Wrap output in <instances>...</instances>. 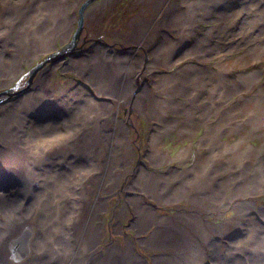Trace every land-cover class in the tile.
<instances>
[{
    "label": "bare ground",
    "instance_id": "bare-ground-1",
    "mask_svg": "<svg viewBox=\"0 0 264 264\" xmlns=\"http://www.w3.org/2000/svg\"><path fill=\"white\" fill-rule=\"evenodd\" d=\"M144 1L151 14L133 17V28L123 40L132 38L134 44L143 45L139 47L142 53L136 56L125 48H101L89 38L88 49L70 54L62 63L58 59L50 62L22 95L0 103V264H205L201 258L219 264H264V203L254 204L255 196L264 194V133L258 135L262 144L246 146L251 162L227 164L228 175L220 180L211 177L222 168L207 163L181 169L163 165L162 172L148 170L141 163L133 177H123L134 150L126 137L127 129L136 122L132 111L143 112L146 104L152 116L163 119L167 107L157 94L166 95L169 90L161 82L150 89L143 81H135L143 65L135 66L131 59H145L151 68L155 61L177 51L163 35L151 43L143 38L142 29L154 34L162 31L159 24H168L167 13H160L166 0ZM31 3L33 0H25L22 7L13 9V20L0 16L4 28L0 33V51H4L0 52V86L21 73L23 59L30 63L37 51L42 56L56 49L57 36L66 40L67 11H74L76 4L54 0L55 5L45 9L48 0H36L29 6ZM85 26L82 22L72 47L83 40ZM23 31L27 35L22 34L21 39ZM6 42L13 44V52L7 50ZM260 52H264V41L251 47V53ZM61 64L82 82L63 86L61 95L53 98L51 75ZM33 69L30 76L37 72ZM114 102L115 106H128L127 118L118 117L112 109ZM54 115L60 117L59 126L49 119ZM28 117L36 120V126L23 130ZM249 124L250 129L238 141L222 146L232 151L242 138L253 136L256 126ZM180 129V137H186L181 125ZM151 136L154 148L158 137ZM188 149L182 147L175 158L182 161ZM154 150L153 157L149 156L154 165L170 159ZM124 188L132 192L125 195L124 203L134 214L129 228L135 231V242L127 236L129 229L122 231V207L117 206L111 211L113 238L123 234V244L111 240L101 250L108 231L104 211L110 196H122ZM230 202H234V216L219 220L218 213ZM101 210L103 222L99 225ZM243 216L247 219L241 222ZM222 234L227 236L223 245ZM148 250L155 251L150 263L143 255Z\"/></svg>",
    "mask_w": 264,
    "mask_h": 264
},
{
    "label": "rangeland",
    "instance_id": "rangeland-1",
    "mask_svg": "<svg viewBox=\"0 0 264 264\" xmlns=\"http://www.w3.org/2000/svg\"><path fill=\"white\" fill-rule=\"evenodd\" d=\"M35 1L33 0V3ZM86 1L71 0L76 4V7L74 11L72 8L67 11L69 31L66 33V40L58 39L57 36L53 44V47L57 46L56 49L48 50L42 56H38L37 51L36 59H32L30 63L23 59L19 63L21 73L11 83L0 86V103L13 100L16 95H22L26 89L33 85L39 71L51 65L50 62H55L58 59L62 63L63 60L68 59L70 54L88 49L87 39L89 38L93 37L92 42L100 45L101 48L113 50L125 48L134 51L136 56V53H142V48L139 47L144 48L143 45L134 44L132 38L131 40L126 39L127 41L123 40L127 38L128 32L133 28V23H131L133 17H146L151 14L150 6H146L144 0ZM24 2L25 0H0L1 18L5 21L13 20L12 16L15 12L13 9L16 10L17 6L22 7L21 4ZM85 2L81 14L83 24L87 23L85 35L81 42L75 44V47L73 44L72 47L79 17L78 10ZM54 5V0H48L45 9ZM178 5H181L182 8L180 9ZM164 12L167 13L168 24L166 26L159 24L157 27L162 31L153 34L148 29H142L141 32L145 34L143 38L147 43H151L152 39L160 40L163 35L162 38L165 37L166 42H169L177 51L169 53L164 60L155 61L151 68L146 65L145 59L133 57L131 60L135 66L136 64L143 65L142 69H139L135 81L148 84L150 89H155L154 85H157V82L169 87V90H166V95L163 92L157 94L159 100H165L167 110L163 119L152 116L146 104L143 112L132 111L136 122L129 126L126 137L133 143L134 150L129 167L123 177H133L136 166L141 163L146 165L148 170L161 172L164 171L165 166L181 169L195 163H207L222 168L211 177L220 180L228 175L224 170V166L227 167V164L232 163L233 166H236L251 162L250 156L246 153V146L249 143L252 145L263 143L258 135L264 133L262 125L264 119V52L251 53V47L264 41V0H166L160 7V13ZM3 29V26L0 25V33H3ZM20 33L21 39L22 34L27 35L24 31ZM45 34H49L48 31ZM120 42L122 45L118 44ZM6 43L7 50L13 52L15 50L13 44ZM68 46L72 49L59 55ZM262 46H260L261 49ZM0 52L4 53L3 50ZM56 53L58 56L54 60H45ZM41 62L44 63L36 69L37 72L34 71L35 75L30 76L29 71ZM155 66L157 67L155 68ZM140 70L145 75H141ZM199 75L200 78H193ZM73 81L81 83L82 78L65 71L62 64L58 66L51 75L52 97L61 95L62 87L68 86ZM93 95L97 99L100 98V95L95 93ZM104 98L110 99L106 96ZM127 107L115 106L114 102L112 109L117 110L119 118L125 119L129 115ZM156 110L161 112L159 109ZM30 118L28 117V120L24 122L23 130L36 126V120ZM49 119L54 120L56 125H60L58 115ZM179 122L182 123L179 124ZM250 122L256 126L253 136L242 138V142L236 144L232 151L222 146L223 142H227L229 145L238 141L240 136L245 135L250 129ZM180 125L186 137H180ZM150 135L158 137L156 143L153 144L154 148L151 145L152 136L150 137ZM219 141L221 142L219 143ZM218 144H220V148H216ZM182 147H189V149L187 156L179 161L175 157ZM155 148L158 153L164 154L170 159H167L164 164L161 162V165H154L150 157L155 154ZM129 192L131 191L124 188L122 196L111 195L108 209L98 213L97 222L102 225L104 221L108 230L100 245L101 250L104 249L105 243H109L111 240L120 245L123 244V234L116 233L115 235L119 236L113 238L111 211L117 206L122 207V231L129 229L127 236L135 242V231L129 228L130 220L134 214L131 208L126 206L127 203H124L125 195H128ZM263 203L264 194L255 196L254 204L256 206ZM234 207V202L228 203L227 207L218 213V219L226 221L233 217ZM162 210L164 211V209ZM103 211L107 213L104 220ZM159 211L161 212L160 209ZM246 219L247 217L243 216L241 222ZM238 233L240 234V231ZM225 242H227V236L222 234L220 243L223 245ZM144 252L146 254H143V251L140 254L142 253L150 263L155 251ZM201 260L205 264H219L217 261L206 258H201Z\"/></svg>",
    "mask_w": 264,
    "mask_h": 264
},
{
    "label": "water",
    "instance_id": "water-1",
    "mask_svg": "<svg viewBox=\"0 0 264 264\" xmlns=\"http://www.w3.org/2000/svg\"><path fill=\"white\" fill-rule=\"evenodd\" d=\"M88 1V0H87ZM86 1V2H87ZM86 2L79 8V10H78V13H79V17H78V20H77V27H76V30H75V33H74V37H76V35L78 34V32H79V30L82 28V17H81V14H82V10H83V7L85 6V4H86ZM70 49H72L71 47L70 48H68L66 51H68V50H70ZM66 51H62L61 53H59V55H63V54H65L66 53ZM43 63V62H42ZM41 63V64H42ZM41 64H38V65H36V67L33 69V71L37 68V67H39Z\"/></svg>",
    "mask_w": 264,
    "mask_h": 264
},
{
    "label": "flooded vegetation",
    "instance_id": "flooded-vegetation-1",
    "mask_svg": "<svg viewBox=\"0 0 264 264\" xmlns=\"http://www.w3.org/2000/svg\"><path fill=\"white\" fill-rule=\"evenodd\" d=\"M19 89H20V88H19ZM17 97H18V96L16 95V97H15V98H17ZM15 98H14V99H15ZM7 101H11V100H7ZM4 102H6V101H4Z\"/></svg>",
    "mask_w": 264,
    "mask_h": 264
}]
</instances>
